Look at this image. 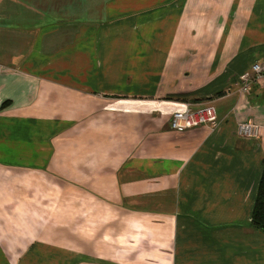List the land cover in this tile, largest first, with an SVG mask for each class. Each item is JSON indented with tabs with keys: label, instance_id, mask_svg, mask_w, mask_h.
I'll list each match as a JSON object with an SVG mask.
<instances>
[{
	"label": "crops",
	"instance_id": "1",
	"mask_svg": "<svg viewBox=\"0 0 264 264\" xmlns=\"http://www.w3.org/2000/svg\"><path fill=\"white\" fill-rule=\"evenodd\" d=\"M256 44L264 0H0V264H264Z\"/></svg>",
	"mask_w": 264,
	"mask_h": 264
},
{
	"label": "built area",
	"instance_id": "2",
	"mask_svg": "<svg viewBox=\"0 0 264 264\" xmlns=\"http://www.w3.org/2000/svg\"><path fill=\"white\" fill-rule=\"evenodd\" d=\"M255 84L264 86V60L255 62L251 71L241 76L233 89H236L241 94L248 95ZM217 121L218 117L212 107L187 103L184 110L173 114L170 125L176 131L191 129L200 125L214 129ZM237 133L241 138H259L260 126L252 121L239 122Z\"/></svg>",
	"mask_w": 264,
	"mask_h": 264
},
{
	"label": "rangeland",
	"instance_id": "3",
	"mask_svg": "<svg viewBox=\"0 0 264 264\" xmlns=\"http://www.w3.org/2000/svg\"><path fill=\"white\" fill-rule=\"evenodd\" d=\"M248 32H251V31H248ZM253 32L256 34L258 31H255V30H253ZM244 33L246 34L247 33V31H244ZM264 54V46H262V45H253V46H250V47H248V48H246V49H244V50H241V51H238V53L235 55V56H233L231 59H232V61L231 62H234L235 60L234 59H236L237 61L235 62L236 64L237 63H239V66H241V65H245L246 64V62L245 63H241V60H240V58H244V57H246V56H253V58L255 59V61H253L252 62V66L254 65V63L255 62H257V61H260V60H257L259 57H261L262 55ZM264 56V55H263ZM262 56V57H263ZM259 58V59H263V58ZM239 59V60H238ZM253 59V60H254ZM236 64L233 66V70H235L236 69ZM226 69H227V67H226ZM251 69H252V67H251ZM251 69L249 70V71H251ZM243 75V74H242ZM240 75L239 76H237V77H235V76H233V75H231V76H229V77H227V78H223L222 80L223 81H225L226 83H229V86H231L232 87V85H235L239 80H240ZM215 80H218V78L217 79H215ZM196 95V98H200L199 96H200V94H195ZM191 96L192 97H194V94H191ZM206 97H208V96H206L205 95V98ZM201 100H203V98H200ZM257 139V138H256ZM51 193L53 194V192L51 191Z\"/></svg>",
	"mask_w": 264,
	"mask_h": 264
},
{
	"label": "trees",
	"instance_id": "4",
	"mask_svg": "<svg viewBox=\"0 0 264 264\" xmlns=\"http://www.w3.org/2000/svg\"><path fill=\"white\" fill-rule=\"evenodd\" d=\"M195 102H198V100H196ZM7 104L8 102H5L3 106H6ZM252 224L255 229L264 232V171L260 179L256 194L255 206L252 214Z\"/></svg>",
	"mask_w": 264,
	"mask_h": 264
}]
</instances>
